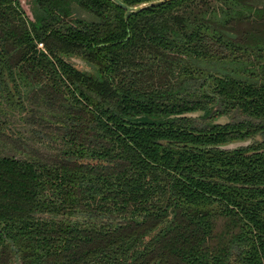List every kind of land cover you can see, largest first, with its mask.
I'll return each instance as SVG.
<instances>
[{
	"label": "trees",
	"instance_id": "16d2710c",
	"mask_svg": "<svg viewBox=\"0 0 264 264\" xmlns=\"http://www.w3.org/2000/svg\"><path fill=\"white\" fill-rule=\"evenodd\" d=\"M31 1L0 0V92L61 144L0 154V264H264V0Z\"/></svg>",
	"mask_w": 264,
	"mask_h": 264
},
{
	"label": "rangeland",
	"instance_id": "374dc122",
	"mask_svg": "<svg viewBox=\"0 0 264 264\" xmlns=\"http://www.w3.org/2000/svg\"><path fill=\"white\" fill-rule=\"evenodd\" d=\"M23 13L32 18L34 5L31 0H17ZM81 11V12H80ZM79 13L84 14L82 10ZM72 64L78 68L85 69L87 65L75 56L67 57ZM8 94L13 100L17 99L9 80H7ZM25 90L20 87V93ZM7 95V93H6ZM6 95L0 92V128L4 134L0 135V154H12L20 158L37 157L44 159L53 152L54 144H61V137L54 133L53 127H49L48 115L53 110H47L42 106H32L35 111H28L29 103H25V108L11 107L6 102ZM34 116V117H33ZM50 118V117H49ZM231 118V114H222L216 118L217 121H225ZM58 132V130H57ZM8 134V136H5ZM261 139V136L253 135L248 138Z\"/></svg>",
	"mask_w": 264,
	"mask_h": 264
},
{
	"label": "water",
	"instance_id": "95a60500",
	"mask_svg": "<svg viewBox=\"0 0 264 264\" xmlns=\"http://www.w3.org/2000/svg\"><path fill=\"white\" fill-rule=\"evenodd\" d=\"M111 1H113L114 3L119 5L125 11L131 12V11H136V10L144 8V7L148 6V5L155 4V3H158V2H162V1H165V0H145V1H141V2H138L136 4H133V5L126 4V3L122 2L121 0H111ZM82 61H83V63H85L87 65V68H85V69H88L89 68V64L86 61H84V60H82ZM203 111L204 110H194V111L184 112V113H181V114H178V115L200 116V115L203 114ZM227 115H230V113H228ZM128 120L131 121V122H139V121H146L147 118L145 116H143V115H139V116H135L133 118H130ZM148 120H150V119H148ZM228 120L220 122V121H217L216 118H215L213 120V122L214 123H224V122H227ZM253 135L247 136V137H244V138L231 139V140H228V141H225V142H222V143L213 144V145H205V146H214V147H218V148H221V149H234V148H237V147H240V146H246V145L252 143L253 141H259V139H252V141H249L248 138L252 137ZM255 135L259 136L258 133H255Z\"/></svg>",
	"mask_w": 264,
	"mask_h": 264
},
{
	"label": "built area",
	"instance_id": "2783aa9c",
	"mask_svg": "<svg viewBox=\"0 0 264 264\" xmlns=\"http://www.w3.org/2000/svg\"><path fill=\"white\" fill-rule=\"evenodd\" d=\"M37 45H39V46H40V45H41V43H40V42H38V43H37Z\"/></svg>",
	"mask_w": 264,
	"mask_h": 264
}]
</instances>
